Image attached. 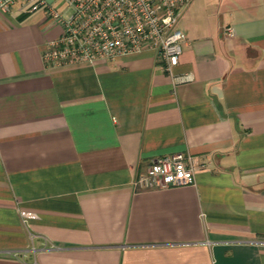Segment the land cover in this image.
<instances>
[{
	"label": "crops",
	"instance_id": "1",
	"mask_svg": "<svg viewBox=\"0 0 264 264\" xmlns=\"http://www.w3.org/2000/svg\"><path fill=\"white\" fill-rule=\"evenodd\" d=\"M178 26L171 75L150 52L47 65L60 24L0 15V264H264V0ZM172 153L194 183L138 180Z\"/></svg>",
	"mask_w": 264,
	"mask_h": 264
},
{
	"label": "built area",
	"instance_id": "2",
	"mask_svg": "<svg viewBox=\"0 0 264 264\" xmlns=\"http://www.w3.org/2000/svg\"><path fill=\"white\" fill-rule=\"evenodd\" d=\"M192 1L0 0V15L15 8L27 13L42 10L46 19L60 24V35L43 49L47 65L95 64L150 52L174 75L187 40L178 22ZM138 180L148 187L192 184L196 180L195 159L181 153L153 158ZM21 215L27 221L33 213L22 210Z\"/></svg>",
	"mask_w": 264,
	"mask_h": 264
}]
</instances>
